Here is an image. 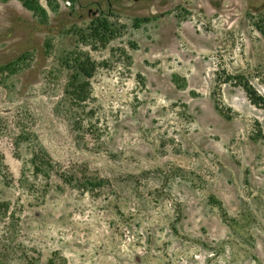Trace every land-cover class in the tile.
Segmentation results:
<instances>
[{"label": "rangeland", "instance_id": "1", "mask_svg": "<svg viewBox=\"0 0 264 264\" xmlns=\"http://www.w3.org/2000/svg\"><path fill=\"white\" fill-rule=\"evenodd\" d=\"M34 1L0 0V264H264V0Z\"/></svg>", "mask_w": 264, "mask_h": 264}, {"label": "trees", "instance_id": "2", "mask_svg": "<svg viewBox=\"0 0 264 264\" xmlns=\"http://www.w3.org/2000/svg\"><path fill=\"white\" fill-rule=\"evenodd\" d=\"M22 5L35 14H39L45 18V11L34 0H19ZM147 21V20H146ZM68 69L70 71L69 80L65 88V95L69 101L81 109L84 113L86 104L91 100L90 93V79L94 76L97 68L89 56L85 55H71L67 59ZM7 68H0V73ZM243 89L249 101L256 107H259L264 112V98L256 93V91L247 83L243 84ZM261 135V134H260ZM264 137V134H263ZM33 169L35 171H42L48 174L53 169V164L48 156L45 154H33L31 160Z\"/></svg>", "mask_w": 264, "mask_h": 264}]
</instances>
